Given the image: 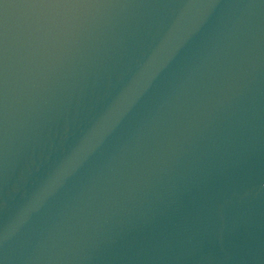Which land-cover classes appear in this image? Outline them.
Masks as SVG:
<instances>
[{
	"label": "water",
	"instance_id": "95a60500",
	"mask_svg": "<svg viewBox=\"0 0 264 264\" xmlns=\"http://www.w3.org/2000/svg\"><path fill=\"white\" fill-rule=\"evenodd\" d=\"M0 264H264V0H0Z\"/></svg>",
	"mask_w": 264,
	"mask_h": 264
}]
</instances>
